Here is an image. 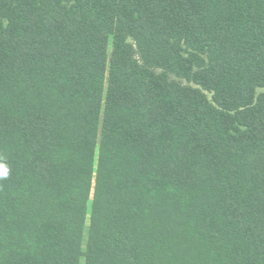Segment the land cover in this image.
Here are the masks:
<instances>
[{
  "label": "trees",
  "instance_id": "16d2710c",
  "mask_svg": "<svg viewBox=\"0 0 264 264\" xmlns=\"http://www.w3.org/2000/svg\"><path fill=\"white\" fill-rule=\"evenodd\" d=\"M105 83L84 264H264V0H0V264H77Z\"/></svg>",
  "mask_w": 264,
  "mask_h": 264
},
{
  "label": "rangeland",
  "instance_id": "374dc122",
  "mask_svg": "<svg viewBox=\"0 0 264 264\" xmlns=\"http://www.w3.org/2000/svg\"><path fill=\"white\" fill-rule=\"evenodd\" d=\"M128 41L131 44H135V42L131 38H129ZM103 49L108 57V70H109L112 50H113V37L111 34L105 35ZM139 55H140L139 52L136 50V57L140 58ZM157 71H161V70L158 69ZM170 78L180 81L182 84H185V85L191 84L193 86H196L192 83L187 82L185 79L177 77L174 74H170ZM106 90H107V84L105 83L104 85H102L101 91H100V103H99L98 118L96 122V133H95V157H94V161L92 164L90 180H89L88 189H87L84 216L82 219V223L80 224V226L77 228V231H76V248H77V253H78L77 264H84V260H85L86 245H87V239H88L89 228H90V219H91V205H92L93 196H94L96 158H97V150H98V145H99V140H100V131H101L102 118H103V107H104V98H105ZM262 91H264V88L258 89V93ZM205 92L207 93L208 97L212 99L213 94L209 91H205Z\"/></svg>",
  "mask_w": 264,
  "mask_h": 264
},
{
  "label": "clouds",
  "instance_id": "9594fccd",
  "mask_svg": "<svg viewBox=\"0 0 264 264\" xmlns=\"http://www.w3.org/2000/svg\"><path fill=\"white\" fill-rule=\"evenodd\" d=\"M7 171V168L4 165L0 164V179L7 178Z\"/></svg>",
  "mask_w": 264,
  "mask_h": 264
}]
</instances>
